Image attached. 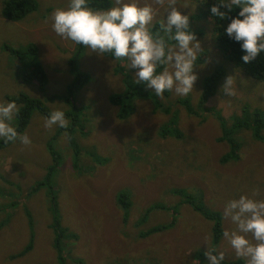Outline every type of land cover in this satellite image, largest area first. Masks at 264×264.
Segmentation results:
<instances>
[{
  "label": "rangeland",
  "instance_id": "obj_1",
  "mask_svg": "<svg viewBox=\"0 0 264 264\" xmlns=\"http://www.w3.org/2000/svg\"><path fill=\"white\" fill-rule=\"evenodd\" d=\"M4 1L0 0V103L15 101V96L25 92L46 100L52 111H77L86 127V135H82L79 128L71 130L79 145L78 154L69 144L67 133L60 134L54 142L62 154L53 181L55 201L61 223L71 234L77 235L66 240L67 264H196L198 261L208 264L204 253L212 245V222L172 189L194 192L193 196L207 210L221 214L229 200L242 194L251 196L256 187L261 189V196L256 199L264 198V142L255 140L251 130L236 131L242 144L241 158L221 163L229 144L218 139L223 135L219 121L209 113L203 120L195 118L177 103L185 96L170 91L162 97L156 96L162 108L171 105L181 137L172 132L167 137L162 135L171 114L163 109L155 110L153 99H135V112L120 120V107L112 105L109 96L125 91L122 71L129 73L134 81L137 69L129 68V61L125 59L123 70L118 71L115 58L90 52L83 45L57 35L50 15L57 7H66L68 0H38L39 9L16 22L3 17ZM140 2L150 3L151 0ZM189 2L187 7L180 4L176 7L182 14L189 15L190 29L201 33L197 39L206 52L204 61L193 69L198 75L194 90L188 94L193 106L196 107L204 78L222 67L224 77L207 106L219 109L228 126L237 116H242L245 106L249 111L264 112V81L246 75L225 59L217 47L213 20L206 17L192 22V15L204 8L202 1ZM166 16L160 9L154 23ZM29 44L37 46L38 54L24 59L14 57L5 49V45H9L24 50ZM79 48L83 49L81 53ZM74 55H77V67L92 77L75 95L76 109L62 98L49 101L52 95L60 97L66 93L72 80L69 60ZM35 62L42 65L48 76L45 91H41L35 81L24 82ZM229 75L236 81V94L232 97L221 91ZM46 118L35 111L28 128L20 134H27L30 144L16 140L0 150V264H58L48 187L29 192L37 180L44 179L52 162L46 144L61 128L46 129ZM11 124L16 127V115ZM68 128H71V120ZM77 160L80 170L73 167ZM122 190L129 192L132 198L127 220L117 203V195ZM196 193L201 194V198ZM157 204L162 207H153ZM171 207L178 213L172 228L140 236L152 227L170 222ZM28 211L34 222L33 248L22 257H13L31 241ZM223 227L232 230L235 225L223 215ZM217 250L225 251L224 261L242 259L247 264L245 259L236 257L223 236ZM198 253L202 254L200 258Z\"/></svg>",
  "mask_w": 264,
  "mask_h": 264
},
{
  "label": "clouds",
  "instance_id": "obj_2",
  "mask_svg": "<svg viewBox=\"0 0 264 264\" xmlns=\"http://www.w3.org/2000/svg\"><path fill=\"white\" fill-rule=\"evenodd\" d=\"M177 4L187 7L190 2L151 0L141 4L140 0H114V6L108 9H94L89 7L88 0H68L66 7L54 9L50 20L53 30L63 39L101 56L112 53L116 60L129 61L128 67L137 69L135 84L143 82L161 97L166 91L187 96L194 90L198 75L193 69L204 50L195 32L189 30V15L182 14ZM221 6L228 11H222ZM235 7L240 9L239 13L231 18L225 32L241 42L245 52L242 60L249 63L264 52V0H218L210 12L223 20ZM160 9L167 16L158 22L154 32ZM221 91L229 97L236 94L234 76L226 77ZM18 112L15 101L0 103V138L5 143L19 140L28 145V135H19L11 124ZM69 124L60 109L52 111L44 121L48 130L54 126L67 128ZM259 196L261 189L256 187L251 196L242 194L229 200L223 212L225 219L235 225L232 230L226 228L223 237L236 257L245 259L247 264H264V198L256 199ZM204 255L208 264H222L226 257L225 251L211 247Z\"/></svg>",
  "mask_w": 264,
  "mask_h": 264
},
{
  "label": "trees",
  "instance_id": "obj_3",
  "mask_svg": "<svg viewBox=\"0 0 264 264\" xmlns=\"http://www.w3.org/2000/svg\"><path fill=\"white\" fill-rule=\"evenodd\" d=\"M204 8L196 15H192V22L196 19L210 17L213 22L215 23V37L217 42L218 49L222 52L225 59L234 64L240 71L245 73L246 75L264 81V52H261L254 60L249 63H245L242 60L243 55L245 52L241 48V42H237L231 38H229L225 32V29L230 23L231 18L235 17L239 13V8H233L229 14L227 19L221 20L220 18L214 17L211 12V6L215 3H218V0H201ZM114 4L113 0H88L89 7L94 9H108L112 7ZM39 9V1L38 0H5L2 8V15L4 18L16 22L22 21L27 17L29 14L36 12ZM222 11H228L225 7L221 6ZM156 28L153 29L155 32L156 29L159 27V23L157 22ZM192 31V29H189ZM195 32V31H193ZM196 36L200 35L201 33L195 32ZM174 43V42H169ZM79 45V44H78ZM81 46V45H79ZM5 49L11 52L14 57H18L20 59L27 58L30 55L38 54V48L34 44H29L24 48V50L14 49L9 45H5ZM83 49L79 48V52L81 53ZM105 56L113 57L112 53H105ZM206 52L203 51L200 57L198 58L196 65L201 64L204 61V57ZM114 58V57H113ZM77 55H74L69 60V71L72 74V80L69 82L66 88V93L63 96L52 95L49 98V101L55 100L58 98H62L65 102L75 109L77 108L75 103V95L84 89V87L90 83L92 77L91 74L84 73L80 70V68L76 65ZM125 59L117 60V70L122 71L123 65L122 62ZM32 63V62H31ZM195 65V66H196ZM161 68H158L157 71H161ZM124 73V81L126 89L122 93H113L109 96L110 102L114 106H119L120 110L118 113V118L120 120L127 119L130 115H132L136 107L134 105L135 99L145 98V99H153L155 103V110L163 109L166 114H171L170 121L164 125L162 130V135L167 137L169 133H173L175 136L181 137V132L176 125L177 118L176 114H173L170 109L171 105L165 106L162 108V103L160 99L156 96V94L152 93L150 89L145 84H135L132 80V77L129 73L122 71ZM225 71L222 67H218L215 71L207 75L203 80V86L199 98L196 103V107L193 106L190 95L179 98L177 103L184 106L185 109L189 114L195 116V118H201L202 120L207 116L209 113L210 115L214 116L220 123L223 135L218 139L220 141L226 140L229 144V150L223 154L221 157V163H228L231 161H237L241 158V148L242 144L239 139H237L235 132L240 131L242 129L251 130L252 136L255 140L264 142V112L259 109H254L249 111V107L245 106L243 109L242 116H237L235 121L232 123L231 126H228L226 118L222 115L219 109L214 107L207 106L208 101L216 94L220 81L224 77ZM33 81L37 82L39 85V89L41 91H45L47 83H48V76L46 72L43 70L42 65L37 64L36 62L33 64V70L30 73H27L24 78L25 83H32ZM14 100L19 105V112L16 114L17 125L16 130L18 134H22L28 128L32 115L35 111L39 112L41 115L45 117H49L52 110L49 108L46 100H43L38 97H32L25 92H21L19 95L14 97ZM66 118L71 120V128H58L56 133L52 135V137L47 141L46 147L51 155L52 162L47 168V173L42 180H37L32 186L31 190L29 191L30 194L32 192L38 191L39 188L48 187L47 197L51 201V210L53 213V222L52 227L55 231V238H54V247L56 248V253L58 255L57 260L58 264H67V257H66V249L65 244L67 238L69 237H77L76 234H71L67 228L63 226L61 223V217L59 213V208L56 203V191L53 187L54 176L57 172V169L60 167L62 154L56 149L54 142L62 133H67L68 142L75 151L76 154L79 152V145L76 142L75 137L71 130H76L79 128V131L82 135H86V127L84 124V120L81 115L77 111H64ZM208 117V116H207ZM206 117V118H207ZM79 120L82 121L79 124ZM14 142H4V138L0 139V150L7 148ZM80 161H74V169L80 170L81 166L79 164ZM174 194L180 195L183 197L185 203L190 204L194 210L200 213L205 219L210 220L212 222V245L211 248H218L222 236H223V214L219 211L214 210H207L201 202H198L197 199L193 196L191 191L185 188H174L172 189ZM197 194V193H196ZM198 197L201 198V194H197ZM186 198V199H185ZM49 201V202H50ZM117 203L121 207L123 211L124 219L127 220L130 216V209L132 206V198L131 194L125 190H122L117 195ZM53 207V208H52ZM153 207H162L161 204L154 205ZM152 207V208H153ZM27 208V207H26ZM25 208V210H26ZM173 211L172 220L168 223L161 224L158 227H152L142 233L141 237H147L155 232L160 230H167L172 228L177 221L176 208L171 207ZM28 218H30V233H31V241L28 245L19 253L14 255L13 257H22L28 251L33 248V241L35 237V231L33 226V216L30 215L28 211ZM145 219V217H144ZM2 227V224H0ZM70 239V238H69ZM76 239V238H75ZM199 257L202 254L198 255ZM197 264H202L198 262ZM222 264H245V261L242 259L236 261H223Z\"/></svg>",
  "mask_w": 264,
  "mask_h": 264
},
{
  "label": "crops",
  "instance_id": "obj_4",
  "mask_svg": "<svg viewBox=\"0 0 264 264\" xmlns=\"http://www.w3.org/2000/svg\"><path fill=\"white\" fill-rule=\"evenodd\" d=\"M177 218H178V215H177ZM199 254H201V253H198V255H199ZM198 258H200V257L198 256ZM198 262H200V261H198ZM198 262H197V263H198ZM197 263H196V264H197Z\"/></svg>",
  "mask_w": 264,
  "mask_h": 264
}]
</instances>
